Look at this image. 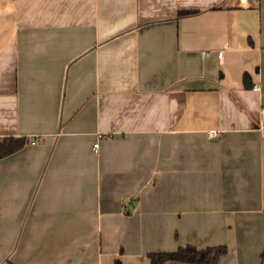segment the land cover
Returning a JSON list of instances; mask_svg holds the SVG:
<instances>
[{
	"label": "crops",
	"instance_id": "obj_1",
	"mask_svg": "<svg viewBox=\"0 0 264 264\" xmlns=\"http://www.w3.org/2000/svg\"><path fill=\"white\" fill-rule=\"evenodd\" d=\"M10 136L0 264H264V0H0Z\"/></svg>",
	"mask_w": 264,
	"mask_h": 264
},
{
	"label": "trees",
	"instance_id": "obj_2",
	"mask_svg": "<svg viewBox=\"0 0 264 264\" xmlns=\"http://www.w3.org/2000/svg\"><path fill=\"white\" fill-rule=\"evenodd\" d=\"M195 13L192 10L180 11L181 15H188ZM244 81L247 85L250 84L248 74L244 75ZM24 137H4L0 141V156H5L15 150L21 148L25 143ZM226 246L207 247L198 249L197 247L187 244L180 246L177 250L173 251H154L150 252L149 256L151 264H165L167 261H181L184 264H215L217 256L225 253ZM115 264H121V260L117 259Z\"/></svg>",
	"mask_w": 264,
	"mask_h": 264
},
{
	"label": "built area",
	"instance_id": "obj_3",
	"mask_svg": "<svg viewBox=\"0 0 264 264\" xmlns=\"http://www.w3.org/2000/svg\"><path fill=\"white\" fill-rule=\"evenodd\" d=\"M222 54H223L222 51H220V52L218 53L219 56H222ZM253 87H254L255 89H260L261 84H260V83H254V84H253ZM216 134H217V131H211V132H210V135H211V136H214V135H216ZM98 145H99L98 142H96V143L94 144L95 147H97Z\"/></svg>",
	"mask_w": 264,
	"mask_h": 264
}]
</instances>
